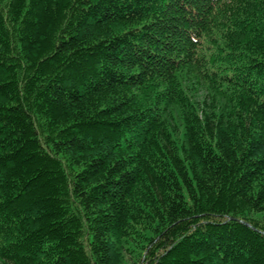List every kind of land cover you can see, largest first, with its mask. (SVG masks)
Masks as SVG:
<instances>
[{
  "label": "trees",
  "instance_id": "trees-1",
  "mask_svg": "<svg viewBox=\"0 0 264 264\" xmlns=\"http://www.w3.org/2000/svg\"><path fill=\"white\" fill-rule=\"evenodd\" d=\"M119 237L135 264H264V0H0V259L115 264Z\"/></svg>",
  "mask_w": 264,
  "mask_h": 264
},
{
  "label": "rangeland",
  "instance_id": "rangeland-1",
  "mask_svg": "<svg viewBox=\"0 0 264 264\" xmlns=\"http://www.w3.org/2000/svg\"><path fill=\"white\" fill-rule=\"evenodd\" d=\"M186 83L188 86L187 92L195 106L194 111L199 112L201 118L208 113L211 114L212 117H217V115H219L222 121L230 123L228 120V112L231 110L233 100L229 96L225 94H215L204 80L198 79L192 72L188 74ZM151 100L152 97L149 93L143 92L140 94V102L147 103ZM167 116L169 123L175 127L176 133L174 137L179 140V129L180 125H182L180 124L182 118L180 117L179 106L177 104L172 106ZM114 249H116L115 264H135L132 251L137 248L129 238L125 240L119 237ZM0 264L12 263L0 259Z\"/></svg>",
  "mask_w": 264,
  "mask_h": 264
}]
</instances>
